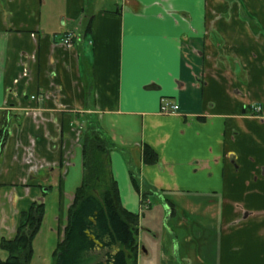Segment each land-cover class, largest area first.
Segmentation results:
<instances>
[{
  "label": "crops",
  "instance_id": "crops-1",
  "mask_svg": "<svg viewBox=\"0 0 264 264\" xmlns=\"http://www.w3.org/2000/svg\"><path fill=\"white\" fill-rule=\"evenodd\" d=\"M88 119L140 216L137 264H264V0H0V238L41 200L31 264H52L63 237ZM130 172L170 198L175 233L158 235Z\"/></svg>",
  "mask_w": 264,
  "mask_h": 264
},
{
  "label": "trees",
  "instance_id": "trees-1",
  "mask_svg": "<svg viewBox=\"0 0 264 264\" xmlns=\"http://www.w3.org/2000/svg\"><path fill=\"white\" fill-rule=\"evenodd\" d=\"M5 128L2 124L0 151L5 141ZM81 138L82 180L68 207L67 224L52 253V264H137L140 216L123 208L120 202L108 162V154L115 147L92 119H88ZM142 161L144 164L157 162V154L147 145L143 146ZM130 178L141 201L149 193L154 194L142 192L132 172ZM170 210L174 211L173 208ZM43 216L44 203L41 200L32 202L20 213L15 236L0 238V250L7 253L4 259L0 258V264H31L32 241ZM86 230L101 242L99 252H95L96 246Z\"/></svg>",
  "mask_w": 264,
  "mask_h": 264
},
{
  "label": "rangeland",
  "instance_id": "rangeland-1",
  "mask_svg": "<svg viewBox=\"0 0 264 264\" xmlns=\"http://www.w3.org/2000/svg\"><path fill=\"white\" fill-rule=\"evenodd\" d=\"M140 186V184H139ZM149 192V191H148ZM148 200L150 201V209H144L143 211L146 213L145 215H148L150 212H154L155 215L158 213L159 217H160V222L158 227L156 228V232L158 233V235L161 236V231L162 232H166L169 231L170 233H175L176 227H175V220L171 218H169L168 213H170L169 208L164 207V201L165 199H170L168 196H164L162 199H160L159 197H157L156 195H153L151 193L148 194ZM144 223L146 222V219L143 220ZM189 223L191 224V232L196 233L199 231V226H194V221L192 220V218L190 217L189 219ZM203 234V233H202ZM142 240L149 245V236L147 234H143L142 236ZM196 240L191 239L190 242L188 243V245H194L196 244ZM210 243V237H208L206 244ZM53 263V261H52Z\"/></svg>",
  "mask_w": 264,
  "mask_h": 264
},
{
  "label": "built area",
  "instance_id": "built-area-1",
  "mask_svg": "<svg viewBox=\"0 0 264 264\" xmlns=\"http://www.w3.org/2000/svg\"><path fill=\"white\" fill-rule=\"evenodd\" d=\"M72 37H73L72 32L65 33L60 40L61 44L66 47H70L72 45ZM177 109L178 106L168 98L161 99L160 111L162 113H166V114L175 113Z\"/></svg>",
  "mask_w": 264,
  "mask_h": 264
},
{
  "label": "water",
  "instance_id": "water-1",
  "mask_svg": "<svg viewBox=\"0 0 264 264\" xmlns=\"http://www.w3.org/2000/svg\"><path fill=\"white\" fill-rule=\"evenodd\" d=\"M93 220V219H92ZM86 234L87 236L89 237V239H91L93 241V243L95 244V246L97 248H100L102 247V244L101 242H99L97 239H95L94 235L89 231V230H86Z\"/></svg>",
  "mask_w": 264,
  "mask_h": 264
}]
</instances>
